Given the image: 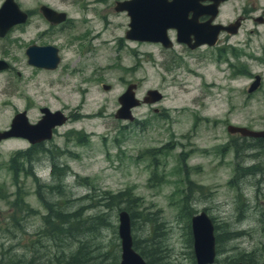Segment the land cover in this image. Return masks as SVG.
<instances>
[{
	"label": "rangeland",
	"instance_id": "374dc122",
	"mask_svg": "<svg viewBox=\"0 0 264 264\" xmlns=\"http://www.w3.org/2000/svg\"><path fill=\"white\" fill-rule=\"evenodd\" d=\"M22 1L64 8L76 20L55 27L31 16L34 26L26 28L24 44L7 52L17 58L20 74L0 72L6 86L0 93L9 98L0 102V129L26 105L29 119L40 114L41 105L67 115L45 142L48 151L38 149L29 160H10L26 148L23 137L0 140V264H12L13 258L20 264H61L83 239L95 236L102 245L90 254L104 264L113 260L107 250L118 243L120 251L119 208H87L103 189H126L134 197L131 234L156 264H196L187 230L201 209L221 235L211 264H237L248 255L264 264V137L226 127L264 128V23L248 18L216 47H164L127 38L129 17L113 8L115 0H87L86 22L69 0ZM244 11L264 16V0H227L217 19L232 20ZM169 35L174 38L173 31ZM31 42L57 46L58 65L28 64L24 50ZM254 74L260 84L248 90ZM11 82L16 87H8ZM129 82H136L139 98L149 88L162 92L161 99L133 107L131 120L114 115ZM52 162L59 173H51ZM48 201L64 212L81 205L84 215L104 212L107 223L98 235L73 232L53 241L43 230ZM231 232L239 233L227 238Z\"/></svg>",
	"mask_w": 264,
	"mask_h": 264
},
{
	"label": "water",
	"instance_id": "95a60500",
	"mask_svg": "<svg viewBox=\"0 0 264 264\" xmlns=\"http://www.w3.org/2000/svg\"><path fill=\"white\" fill-rule=\"evenodd\" d=\"M205 6L200 0H123L117 1L116 10L126 9L129 15L128 29L125 36L131 39L160 42L169 47L171 39L168 28H175L177 39L195 47L204 41L214 43L221 28H229L238 24V20L227 25L212 22L217 13V4L222 0H210ZM47 15H64L48 5H41ZM18 5L14 0H5L1 7V13L7 18L13 14L25 15L21 11H15ZM14 10V11H10ZM20 12V13H19ZM191 12V15L189 13ZM202 13H210V17L200 22L198 16ZM7 20V19H6ZM4 22V21H3ZM234 29V28H232ZM194 42L191 44V36ZM27 61L30 64L45 68H55L60 55L58 48L52 44H30L26 48ZM260 84V75L255 74L248 90L255 89ZM136 82H129L123 92L118 96L119 106L114 115L118 118L133 119L132 108L141 102H154L162 97V92L157 88H149L139 98L135 94ZM109 88V83L103 84ZM42 116L36 122H30L25 111H17L10 126L0 129V140L12 136L27 138L30 142L47 140L53 136V128L64 123L67 115L59 110H50L47 106L41 108ZM227 130L232 133H240L244 136L264 137V128L254 129L240 124H227ZM192 234V246L196 264H211L216 257V237L214 220L205 209L193 213L190 217ZM118 236L120 238V257L117 264H148L142 254L133 246L131 234V217L127 209L118 210ZM237 264H248L242 261Z\"/></svg>",
	"mask_w": 264,
	"mask_h": 264
},
{
	"label": "flooded vegetation",
	"instance_id": "af4514ba",
	"mask_svg": "<svg viewBox=\"0 0 264 264\" xmlns=\"http://www.w3.org/2000/svg\"><path fill=\"white\" fill-rule=\"evenodd\" d=\"M4 1L5 0H0V72L14 70L17 74H20V70L15 65L17 58H12L11 57L12 54H7V52H8V50L10 51V49L8 47L13 49V47H21L22 44H24L23 43V41H24L23 36L26 33V28L28 29L29 27L34 26V23H32V22H34L33 18L30 19V17L34 16V15H40L44 19V21L46 23H48V26L59 27V26H63L66 22L75 21L76 16L70 14L69 11L64 9V8H59V7L53 6L49 3H40L39 5H37V7L36 6L32 7V6H26L27 4H25V6H23L24 2L22 0H14L18 5V9L15 11H17V12L21 11L25 15L20 17V15L17 13V14H13V15H10L7 18H5V16L1 13V7H2V4ZM117 1H123V0H115L114 6H113L114 9H115V4L117 3ZM69 2L75 4V6L78 8V10L82 13V16L80 19L82 21L86 22L87 21V0H69ZM210 2H211L210 0H200V3L204 6L206 4H209ZM225 2H227V0H222L217 4V13H216L215 17L212 19V22H217V23H222L223 25H227L231 22H234L235 20H238L239 23L237 25L236 24L231 25L230 29L229 28H227V29L221 28L217 34V38L215 39L214 43H209L208 41H204L203 43H200L199 45H196L195 47H191L190 44H188L187 42L179 41L177 39L176 29L171 27V28L167 29L168 35H169V31H173L174 32V38H171V36L169 35V38L171 39V45L169 47H172L173 43H175V42H179L180 44L186 46L189 49H196L199 47H206V48L207 47H216L220 43L221 40L222 41H228L231 36L235 35L238 32L239 27L242 25V22L245 21L246 19L252 18L257 22H263L264 23V16L262 14L248 16V14H250L249 11H246V12L244 11L245 13L242 12L241 14H239L237 17H235L232 20H227V21L223 22L222 20L217 19L218 14L221 11V7ZM41 5H48L51 8H53L54 10H56L57 12H63L64 15H50L49 16L45 13V11L41 7ZM10 11H14V10H10ZM121 11H125V13L128 15L126 9H122ZM189 15H191V12L189 13ZM128 17H129V15H128ZM209 17H210V13H202L200 16H198V20L200 22H202V21L207 20ZM29 23H32V24L28 25ZM37 25H39L38 22H37ZM232 28H234V29H232ZM194 40L195 39L192 35L191 39H190V43L192 44L194 42ZM33 43L37 44V45L51 44V43L39 44L36 42H31L29 44L27 43L25 50H24L25 54H26L27 46L30 44H33ZM52 45H54V44H52ZM26 56H27V54H26ZM221 56H223V55H221ZM26 61H27V57H26ZM27 63H28V61H27ZM28 64H30V63H28ZM31 65H33V64H31ZM33 66H35V65H33ZM36 67H39V66H36ZM41 68L49 69V68H45V67H41ZM11 83L8 84V87L10 85L16 87L15 82H11ZM0 85H1V81H0ZM5 89H6V86L4 88H2V85L0 86V91L6 93ZM0 97H1L0 102L2 101V103L3 102L7 103L9 101V98H8V100H6V97L2 98L1 93H0ZM42 107H43L42 105L39 107L40 114L38 116H36L35 119H29L28 118V115H27L28 110H29L28 105L24 106L20 110L18 109L17 111H25V114H26L28 120L33 123V122H36L42 116V111H41ZM16 112H14V114ZM14 114L12 115V117L10 119L8 127L10 126V123H11V120H12ZM54 129H55V127L53 128V133H54ZM24 139L26 140V148L22 149L21 151L23 152V154H24L23 157L26 158V160H29L30 155L40 148H43L46 151H48V149H46L45 148L46 146L44 145L48 139L47 140H40V141H36V142H30L27 138H24ZM47 147L50 149L51 152H53V148H51L49 146H47ZM53 164H55V169L53 168ZM34 171H35L34 168H31L32 174H35ZM56 171H57V173H59L58 168L56 166V163L52 162L51 173H55ZM214 229H215V223H214ZM216 255H217V248H216Z\"/></svg>",
	"mask_w": 264,
	"mask_h": 264
},
{
	"label": "trees",
	"instance_id": "16d2710c",
	"mask_svg": "<svg viewBox=\"0 0 264 264\" xmlns=\"http://www.w3.org/2000/svg\"><path fill=\"white\" fill-rule=\"evenodd\" d=\"M259 138L263 139L262 137ZM40 150H43V148H40ZM18 155L20 157L24 156L23 152L21 150H18L14 152L10 160L13 161ZM31 156L32 154L30 155V159ZM53 168L55 169V164H53ZM249 172L254 173L255 170H247V173ZM1 195L2 192L0 188V196ZM133 198L134 197L126 189H120L117 191L103 189L102 194L97 195L95 201H90L87 203V208L95 205L106 206L108 208L116 207L117 209L126 208L130 214L131 220H133L135 219L136 215L135 212L131 210ZM121 203L123 204L121 205ZM22 204H24L23 201ZM45 204L48 207L49 212L45 216V226L43 230L44 234L50 237L53 241H56V239L59 238L60 235H71L73 232L96 233L97 231H99L101 225H105L107 223L106 213L104 212L99 211L95 213H87L86 215H84L85 213H82V209L85 208L84 205L77 207L73 211L65 210L66 212H64V209L61 205H58V207H56L54 206V203L51 204L49 201L45 202ZM187 213L188 216H190L192 210L189 208ZM72 217L75 218L74 222L73 220H71ZM215 227H217L216 224ZM190 229L191 227H189V229L187 230V239L192 240V234ZM98 233L99 232H97V235ZM237 233L239 232H231L227 235V238H229V235L232 236L233 234ZM215 237L216 244L218 245V242L221 240V235L215 232ZM147 240H149V238H147ZM151 241L152 240L150 239L149 242L153 243V241ZM101 245L102 244L99 242V240L96 239V236L91 241H89L88 239H83L80 245L77 246L75 250L69 254V257L67 259H62L61 264H104L103 261H97V259H94L97 258L96 254H90L93 250H99ZM114 245L115 249L113 252L107 250V253H112L114 257V259H111L110 262H108L107 264H117L119 262L120 251L118 254V249L116 248V246H118V243H114ZM133 246L142 254L148 264H156L154 261L153 253H151L148 249L141 247L139 245V240L133 238ZM219 251L220 249L217 248V253ZM243 260L241 261L248 264H254L256 262V258L251 257V255L244 257ZM28 262L31 263L32 259H28ZM12 264H20V259L13 258Z\"/></svg>",
	"mask_w": 264,
	"mask_h": 264
},
{
	"label": "bare ground",
	"instance_id": "6f19581e",
	"mask_svg": "<svg viewBox=\"0 0 264 264\" xmlns=\"http://www.w3.org/2000/svg\"><path fill=\"white\" fill-rule=\"evenodd\" d=\"M216 258V257H215ZM215 261V260H214Z\"/></svg>",
	"mask_w": 264,
	"mask_h": 264
}]
</instances>
